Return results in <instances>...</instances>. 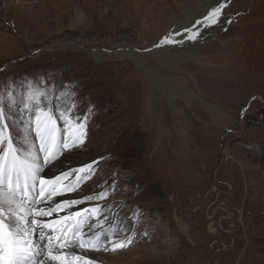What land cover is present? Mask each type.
Here are the masks:
<instances>
[{"label":"rangeland","instance_id":"374dc122","mask_svg":"<svg viewBox=\"0 0 264 264\" xmlns=\"http://www.w3.org/2000/svg\"><path fill=\"white\" fill-rule=\"evenodd\" d=\"M0 98L22 148L36 106L87 117L53 163L96 162L70 197L113 230L94 264H264V0H0Z\"/></svg>","mask_w":264,"mask_h":264},{"label":"snow or ice","instance_id":"6c2138e0","mask_svg":"<svg viewBox=\"0 0 264 264\" xmlns=\"http://www.w3.org/2000/svg\"><path fill=\"white\" fill-rule=\"evenodd\" d=\"M222 7H214L204 19L218 18ZM186 31L191 33L189 39L199 34L191 28ZM163 43L174 41L165 39ZM10 105V100L0 98V264H94L95 258H86L80 250L99 251L113 235L111 228L95 231L101 227L99 222L89 226V220L98 214V207L77 208L59 215L84 201L67 198L56 201L54 207L48 204L54 195L75 190L92 175L95 161L75 169L65 167L69 163L66 158L59 164L53 163L62 153L75 147L77 140L84 142L87 117L73 125L68 116L70 109L36 106L25 115L26 125L21 121L25 128L22 143L26 146L22 148L18 146L17 135L10 131L17 119L13 117L12 122L8 121ZM74 128L78 135H74ZM73 171L78 174L76 184L61 185ZM107 195L106 190L86 199H102ZM115 247H124V244Z\"/></svg>","mask_w":264,"mask_h":264},{"label":"bare ground","instance_id":"6f19581e","mask_svg":"<svg viewBox=\"0 0 264 264\" xmlns=\"http://www.w3.org/2000/svg\"><path fill=\"white\" fill-rule=\"evenodd\" d=\"M231 11V10H230ZM79 16H82L83 14H82V12L80 13V11L77 13ZM208 21L209 20H205L204 18H203V20L201 21V23H199V24H197L196 25V28L194 29L195 31L194 32H198L197 30H199L201 27H203L206 23H208ZM191 35V34H190ZM190 35H188V37L190 36ZM184 38H186V39H184L183 40V37H182V41H185L186 42V40H188V38L187 37H184ZM180 40H181V37L179 38ZM178 39V40H179ZM178 43H179V41H178ZM170 47V46H169ZM168 47V48H169ZM164 49H165V47H164ZM59 50V49H58ZM229 55H231V54H229ZM229 55H226V54H223V55H219V56H217L216 57V59L218 60V61H220L221 62V60L222 61H224L225 62V65H226V67H228L229 66V68L231 67V69H233L232 68V65L233 64H235V63H232V61H228L229 60ZM215 58V57H214ZM238 60V59H237ZM237 63V62H236ZM241 64V63H240ZM235 66V65H234ZM233 66V67H234ZM239 67H241L240 65H239ZM245 69V68H244ZM233 70H237V69H233ZM238 71V70H237ZM201 79H203V78H201ZM192 93V92H191ZM154 108H155V106H154ZM156 111V110H155ZM163 112H164V110H163ZM153 114V113H152ZM152 117V116H151ZM154 117H155V119H154ZM159 117H162L163 119H164V117L162 116V110H160V108L158 109V112L156 113V115H153V120H157V123H161V121L159 120ZM153 132H158L159 134H163L164 135V131H162V125L161 126H159V125H156L154 128H152L151 129ZM154 139L156 138V134L154 135V137H153ZM162 142V141H161ZM48 167H51V165H49ZM45 171H47V170H45ZM49 174H51V173H49ZM71 178V176H69V177H67L65 180H63V181H61L60 182V184L61 185H66V184H69V183H71V184H73V185H75L76 184V180H74L73 182L71 181L72 179H70ZM60 191V189L58 188V192ZM73 191V190H72ZM72 191H67V192H65L63 195H59V194H57V195H54L53 197H52V201L50 200V201H48V204L50 205V206H52V207H54L55 206V202L56 201H62V200H65V199H67V198H70L71 197V193H72ZM71 211H75L74 210V208H66L64 211H61L60 213H59V215H64L66 212H71ZM40 219H44V220H47V219H49L48 217H40ZM85 231H86V229H85ZM95 254H97V253H95ZM97 255H100V254H97ZM110 258V257H109Z\"/></svg>","mask_w":264,"mask_h":264},{"label":"water","instance_id":"95a60500","mask_svg":"<svg viewBox=\"0 0 264 264\" xmlns=\"http://www.w3.org/2000/svg\"><path fill=\"white\" fill-rule=\"evenodd\" d=\"M256 99V97L255 98H253V100H255ZM252 100V101H253ZM245 111H246V109L243 111V113L241 114V117L239 118V123H238V125L237 126H239V124H240V121L242 120V118H243V116H244V113H245ZM229 132H232V131H230V130H228V131H226L225 133H224V135H226L227 133H229ZM223 135V136H224ZM223 138V137H222ZM222 138H221V142H222ZM224 144L222 143V152L224 151ZM222 152L219 154V158H218V165H217V168L215 169V171H214V173H213V175L216 173V170L218 169V167H219V165H220V157H221V155H222Z\"/></svg>","mask_w":264,"mask_h":264}]
</instances>
